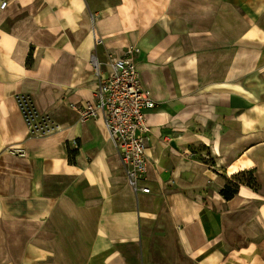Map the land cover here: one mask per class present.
<instances>
[{
	"label": "crops",
	"instance_id": "crops-1",
	"mask_svg": "<svg viewBox=\"0 0 264 264\" xmlns=\"http://www.w3.org/2000/svg\"><path fill=\"white\" fill-rule=\"evenodd\" d=\"M242 1L0 0V264H166L164 221L190 264H264V96L222 70ZM130 45L156 103L148 191L128 184L102 119L80 113L96 69Z\"/></svg>",
	"mask_w": 264,
	"mask_h": 264
},
{
	"label": "built area",
	"instance_id": "built-area-1",
	"mask_svg": "<svg viewBox=\"0 0 264 264\" xmlns=\"http://www.w3.org/2000/svg\"><path fill=\"white\" fill-rule=\"evenodd\" d=\"M5 4L2 2L1 7ZM138 52V48L129 46L120 55H109L108 70L100 73L96 69L93 97L84 102L80 113L86 118L102 119L117 148L128 184L136 190L148 191L139 181L146 174V150L150 140L146 110L154 108L156 103L151 92L140 83ZM16 151L23 153L20 149Z\"/></svg>",
	"mask_w": 264,
	"mask_h": 264
},
{
	"label": "rangeland",
	"instance_id": "rangeland-1",
	"mask_svg": "<svg viewBox=\"0 0 264 264\" xmlns=\"http://www.w3.org/2000/svg\"><path fill=\"white\" fill-rule=\"evenodd\" d=\"M246 1L235 3V10L239 8L241 14L240 50L231 51L224 56L225 66L223 65L222 70L225 80L237 82L238 79L241 81L243 92L252 91L254 93L256 91L259 99V95L264 96V0ZM130 46L138 48L134 45ZM26 112L30 117L33 116L32 114L36 115L30 107L26 109ZM200 151L205 155L204 160L209 163L214 162V157L211 153H207L206 149H198V152ZM202 154L199 153L200 157ZM248 178V174L243 173L236 180L247 182ZM228 185L229 188L232 187V184ZM160 233L161 238L157 241L156 247L162 260L166 264H169V261L172 264H190L178 241L177 230L173 223L162 222ZM255 234L259 252L264 259V231H256Z\"/></svg>",
	"mask_w": 264,
	"mask_h": 264
},
{
	"label": "trees",
	"instance_id": "trees-1",
	"mask_svg": "<svg viewBox=\"0 0 264 264\" xmlns=\"http://www.w3.org/2000/svg\"><path fill=\"white\" fill-rule=\"evenodd\" d=\"M69 159H70V161H72V159H73L72 156H71V153L69 155ZM246 181L251 186H254L255 185L253 183L252 178L250 176H249V178ZM228 184H232V187L229 188V185ZM238 187H239V184L237 182H235L233 180H228L227 183L225 184L224 188L221 190V194L223 195V197L225 199H228L229 200V199H231L234 196L235 193H237Z\"/></svg>",
	"mask_w": 264,
	"mask_h": 264
}]
</instances>
